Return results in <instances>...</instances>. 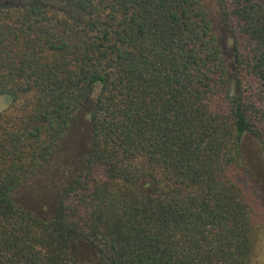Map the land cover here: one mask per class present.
<instances>
[{
  "label": "trees",
  "instance_id": "obj_1",
  "mask_svg": "<svg viewBox=\"0 0 264 264\" xmlns=\"http://www.w3.org/2000/svg\"><path fill=\"white\" fill-rule=\"evenodd\" d=\"M46 1L0 0V264H257L264 0H216L229 67L202 0Z\"/></svg>",
  "mask_w": 264,
  "mask_h": 264
},
{
  "label": "rangeland",
  "instance_id": "obj_2",
  "mask_svg": "<svg viewBox=\"0 0 264 264\" xmlns=\"http://www.w3.org/2000/svg\"><path fill=\"white\" fill-rule=\"evenodd\" d=\"M26 3L28 0H24ZM45 3H53L52 1L43 0ZM205 8L208 12L209 18L212 21L213 28L219 43L221 44L225 54L226 61L229 67L231 62V50L232 41L229 31L226 29L219 11V6L216 0H202ZM49 4V5H50ZM61 6V5H58ZM7 100L5 97H0V111L7 107ZM82 124H78L77 128L70 133L69 139L66 142L65 150L71 152L74 148L84 145L88 140L87 129H85V122L82 120ZM73 153V152H72ZM240 153L243 168L245 169L244 184L246 187H250L262 200L263 206L259 209L258 222L260 224V230L262 234L259 235L258 248L256 252L257 264H264V151L261 148L258 140L250 133L246 132L242 135L240 140ZM70 160H62L57 170L51 173L52 177L61 178L64 174L67 175L68 162ZM73 164L70 166V170ZM50 175V176H51ZM34 184L27 185L25 194L31 193L32 189L39 190V187ZM78 251V250H77Z\"/></svg>",
  "mask_w": 264,
  "mask_h": 264
}]
</instances>
